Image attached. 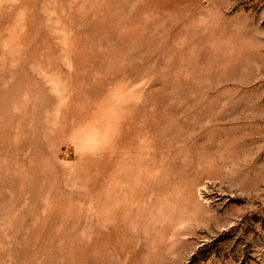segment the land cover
I'll return each instance as SVG.
<instances>
[{"label":"rangeland","instance_id":"1","mask_svg":"<svg viewBox=\"0 0 264 264\" xmlns=\"http://www.w3.org/2000/svg\"><path fill=\"white\" fill-rule=\"evenodd\" d=\"M0 264H264V0H0Z\"/></svg>","mask_w":264,"mask_h":264}]
</instances>
